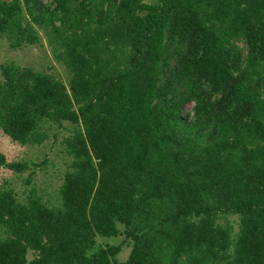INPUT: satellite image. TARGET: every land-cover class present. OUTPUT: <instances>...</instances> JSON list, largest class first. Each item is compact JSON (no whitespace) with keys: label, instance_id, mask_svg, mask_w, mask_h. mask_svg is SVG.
<instances>
[{"label":"trees","instance_id":"trees-1","mask_svg":"<svg viewBox=\"0 0 264 264\" xmlns=\"http://www.w3.org/2000/svg\"><path fill=\"white\" fill-rule=\"evenodd\" d=\"M41 32L69 85L2 66L0 128L73 125L72 164L59 207L0 188V264H264V0H0L13 49Z\"/></svg>","mask_w":264,"mask_h":264},{"label":"rangeland","instance_id":"rangeland-1","mask_svg":"<svg viewBox=\"0 0 264 264\" xmlns=\"http://www.w3.org/2000/svg\"><path fill=\"white\" fill-rule=\"evenodd\" d=\"M43 1L48 7H53L54 0ZM41 39L38 46H25L17 50L13 49L5 38L0 37V84L3 82L2 66L16 64L20 67L32 68L37 72L53 75L64 84L69 85L70 78L64 67L54 58L52 48L49 46L44 32H41ZM239 45L246 50L244 43ZM193 108L194 105L186 107L183 112L184 115L191 113ZM75 128L69 123H64L61 126L48 125L45 128L48 136L45 143L41 146L30 147L14 143L0 128V154L6 157L9 164L27 163L31 168L25 175H20L6 167H0V188L15 192L19 202L23 204L28 202L29 195L34 190L49 206L59 207L62 204L61 187L72 164L65 144L73 136ZM31 175L33 178L28 184L27 181ZM218 223L223 226L231 225L234 238L240 232L241 218L239 216H221ZM98 244L104 248L107 245L125 244L118 260L124 263L130 258L132 246L128 244L124 235L116 239L98 238Z\"/></svg>","mask_w":264,"mask_h":264}]
</instances>
